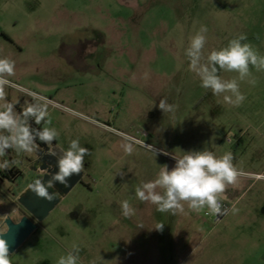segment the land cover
<instances>
[{"label": "rangeland", "instance_id": "rangeland-1", "mask_svg": "<svg viewBox=\"0 0 264 264\" xmlns=\"http://www.w3.org/2000/svg\"><path fill=\"white\" fill-rule=\"evenodd\" d=\"M201 24L205 56L241 33L264 55V0H0V31L16 39L0 35V58L15 61L7 95L51 100L61 144L78 138L90 151L88 186L10 253L12 264H57L73 244L79 264H264V72L253 69L255 87L241 84L239 107L202 88L184 56ZM86 39L103 42L98 52L116 59L108 66L119 58L120 80L89 82L72 70L65 57L91 52ZM161 99L177 106L174 119L158 108ZM204 148L234 154L242 175L223 203L236 214L218 221L186 204L183 213H160L136 198L161 165H174L164 151ZM123 200L135 210L130 218Z\"/></svg>", "mask_w": 264, "mask_h": 264}, {"label": "clouds", "instance_id": "clouds-1", "mask_svg": "<svg viewBox=\"0 0 264 264\" xmlns=\"http://www.w3.org/2000/svg\"><path fill=\"white\" fill-rule=\"evenodd\" d=\"M207 32V27L201 24L188 37L187 47L184 49L188 70L199 78L202 88L210 90L215 96H222L225 103L239 107L247 99L246 94L241 91V84L247 83L252 87L257 85L253 69L257 73L264 72V55L246 42V34L241 33L231 38L226 46L213 49L205 56ZM221 72L235 75L225 79L220 75ZM15 74V61L7 57L0 58V171L10 170V165L16 163L4 159L9 150L30 155L38 151L39 144L52 146L59 137L57 129L51 127L48 102L44 97L30 93L31 102L26 103L19 111L16 104L8 100L6 89L15 87L10 79ZM176 107L166 99H161L158 104L163 114H170L173 119ZM125 150L131 152L129 147ZM50 154L56 157L58 170L47 182L35 179L27 186L37 197L47 201L60 196L59 192H49L57 182L67 187L69 178L84 173L85 157L90 155V151L82 147L77 138L70 141L67 149L60 148ZM163 154L170 156L175 161L174 165L171 168L167 164L161 165L154 179L136 187L135 196L139 201L155 205L160 213L173 215L183 213L185 204L193 212L206 210V214L216 217L239 211L235 204L230 208L223 205L225 192L230 186L236 185L242 175L234 164V154L231 151L217 155L204 148L183 151L182 155H170L166 151ZM120 208L125 218L135 214L127 200L120 202ZM8 220V214L0 215V264H12L9 242L4 238L10 231ZM163 228L164 224H158L154 229L162 231ZM80 252L81 248L73 244L66 255L59 257L57 264H79Z\"/></svg>", "mask_w": 264, "mask_h": 264}, {"label": "flooded vegetation", "instance_id": "flooded-vegetation-1", "mask_svg": "<svg viewBox=\"0 0 264 264\" xmlns=\"http://www.w3.org/2000/svg\"><path fill=\"white\" fill-rule=\"evenodd\" d=\"M0 35L10 41H16V39L5 32L0 31ZM86 42L88 46L92 45L91 52L75 53L65 57V60L71 65L72 70L80 76L85 77L89 82L97 83L99 81H108L115 76L120 80L121 65L118 61L119 58H117V62H115V67L108 66L110 60L116 61V59H110L108 54L98 52L99 46L103 42H93L89 39H86ZM79 44H83V40H80ZM7 98L9 101L16 104L18 111L25 107L26 103L31 102V97H18L16 100H13L7 95ZM46 100L49 106L52 102L51 100ZM33 126L41 127L37 125ZM37 143L39 144V141ZM67 147L65 143L61 144L58 138L52 146L39 144L38 151L30 155L17 154L9 150V153L4 159L13 160L16 161V163L10 165V170L0 171V215L8 214L9 219L14 224H18L23 218H28L39 227L41 223L37 222L36 218L22 206L19 200L22 195L31 192V190L27 189L29 183L33 182L35 179H41L44 182L50 179V176L58 170L56 168V157L50 153L58 151L60 148L67 149ZM89 178L91 179V176L85 170L84 173L73 175L69 178L67 187L57 182L54 188L49 189V192H59L61 204L76 187L88 186L87 180ZM76 179L79 181L75 187L68 194H63Z\"/></svg>", "mask_w": 264, "mask_h": 264}, {"label": "water", "instance_id": "water-1", "mask_svg": "<svg viewBox=\"0 0 264 264\" xmlns=\"http://www.w3.org/2000/svg\"><path fill=\"white\" fill-rule=\"evenodd\" d=\"M78 181L79 180L77 179L74 180L71 186H69L63 194H68L75 187ZM19 201L22 206L36 218L38 223H42L60 204L61 199L58 197L53 201H47L43 198L37 197L31 191L22 195ZM7 223L10 231L4 238L9 242L10 253H14L18 248H20L38 228V225L28 218H23L18 224H14L10 219Z\"/></svg>", "mask_w": 264, "mask_h": 264}, {"label": "built area", "instance_id": "built-area-1", "mask_svg": "<svg viewBox=\"0 0 264 264\" xmlns=\"http://www.w3.org/2000/svg\"><path fill=\"white\" fill-rule=\"evenodd\" d=\"M223 205H224L225 207H228L226 203H223ZM225 216H226V215H225ZM225 216L217 217V220L220 221V220H222Z\"/></svg>", "mask_w": 264, "mask_h": 264}]
</instances>
